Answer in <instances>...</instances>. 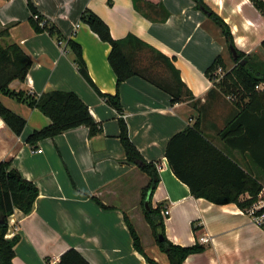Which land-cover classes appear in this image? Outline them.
<instances>
[{
	"label": "crops",
	"instance_id": "0c3cea01",
	"mask_svg": "<svg viewBox=\"0 0 264 264\" xmlns=\"http://www.w3.org/2000/svg\"><path fill=\"white\" fill-rule=\"evenodd\" d=\"M29 2L58 35L36 32ZM204 3L229 26L239 51L252 55L261 49L264 17L252 0ZM85 10L97 14L114 39L132 35L145 44H134L135 52L129 47L142 74L120 88L123 118L131 141L148 162L158 166L160 183L152 203L169 211L163 215L166 237L175 245L205 247L184 264H264V228L236 204L216 205L193 197L166 158L172 137L200 120L204 134L217 147L226 149L242 166L252 167L248 155L225 148L219 139V132L238 109L233 98L226 97L206 74L218 56L226 64L230 58L222 30L206 11L194 0H0V46L17 44L33 62L26 80L13 82L11 90L35 96L74 92L102 126V133L92 138L81 127L31 146L28 137L49 127L50 119L38 109L1 95L2 103L25 118L27 125L16 136L0 117V162L11 160L12 167L39 189L31 214L16 210L9 218L7 239L20 237L14 264H61L69 250H76L90 264H149L135 249L125 221L128 216L139 233L136 222L144 217L141 196L149 177L126 162L119 139L121 115L81 76L67 45L69 40L81 45L96 87L103 94L115 95L117 77L108 60L111 46L81 21ZM4 31L8 37H1ZM169 62L183 83L179 87L183 97L176 104L157 85L175 86ZM254 171L264 186V175ZM205 236L211 238L210 243L200 242ZM141 239L151 259L169 264L156 244Z\"/></svg>",
	"mask_w": 264,
	"mask_h": 264
},
{
	"label": "trees",
	"instance_id": "16d2710c",
	"mask_svg": "<svg viewBox=\"0 0 264 264\" xmlns=\"http://www.w3.org/2000/svg\"><path fill=\"white\" fill-rule=\"evenodd\" d=\"M194 1L222 30L229 47L230 57L236 64L235 68L227 71L225 59L218 56L206 71L212 82L214 73L219 68L227 71L224 78L214 84L226 97L234 99V105L238 109V114L219 132V139L225 148L248 155L252 167L242 166L239 161L230 156L229 152L225 151L226 149L217 147L214 141L204 134L200 120H197L194 126L187 127L172 137L166 149V158L175 176L189 187L193 197L205 199L216 205L236 204L244 211L252 206L263 187L254 169L264 175V88L257 90L259 86L264 87V67L262 64L252 62L251 55L236 48L229 26L206 6L204 0ZM252 1L264 17V2ZM29 9L32 13L30 21L36 32H48L53 36L59 34L55 27H48L47 24L40 26V22L44 20L32 2H29ZM35 16H39V19L36 20ZM81 21L88 25L101 41L111 46L108 60L117 77L116 94H103L96 87L90 77L81 45L69 40L67 45L74 54L75 64L81 76L106 104L121 115L119 139L126 152V162L136 166L149 177V184L142 190L141 196L144 218L151 228L155 244L162 253L167 255L169 264H184L190 256L203 253L205 247L198 243L189 247L175 245L166 237L165 218L162 214L164 207L163 205L154 207L152 203L153 195L160 183L158 166L156 163L148 162L131 141L128 125L123 118L120 88L132 77L142 74L137 68L134 56L129 53V47H132V51L135 52L137 45L145 46V44L132 35L122 40L114 39L109 26L91 10L84 11ZM8 36V31L1 34V37ZM232 48L237 51V58L234 57ZM261 48L264 50V41ZM32 64L31 58L17 44L7 43L0 46V117L16 136L22 135L27 120L8 109L2 103L1 95L9 96L30 108L38 109L50 119L49 127L35 131L28 137L27 143L31 146L81 127L89 130L91 138L102 133L101 124L95 121L89 107L74 92L50 91L41 96H35L26 92L12 91L11 84L15 81L24 82ZM168 65L175 77V86L165 83L157 85L169 93L172 96V103L176 104L183 97V93L179 90L183 83L176 68L170 62ZM191 96L190 93L189 97ZM247 194L250 199L244 200L243 196ZM38 197V187L23 178L21 173L12 167L11 160L0 162V264H14L15 247L20 241L19 236L11 240L7 239L9 218L16 210L25 215L31 214ZM93 199L106 209L99 200ZM147 200H149V211L145 207ZM125 221L135 249L149 264H159L146 254L142 239L128 216L125 217ZM60 263L90 264L76 250L66 252L61 257Z\"/></svg>",
	"mask_w": 264,
	"mask_h": 264
},
{
	"label": "built area",
	"instance_id": "2783aa9c",
	"mask_svg": "<svg viewBox=\"0 0 264 264\" xmlns=\"http://www.w3.org/2000/svg\"><path fill=\"white\" fill-rule=\"evenodd\" d=\"M35 19L38 20L39 16H35ZM44 25H45V22L41 21L40 26L43 27ZM77 28H79V25H77ZM224 76H225V71L222 68H219L214 73L213 83L220 82ZM263 88H264L263 86H259V87H257V90H262ZM40 152H42V151L41 150L37 151V153H40ZM243 199L244 200L250 199V196L247 194V195L243 196ZM244 212L255 225H257L261 228H264V186L262 187L260 193L256 197L252 206L249 207L248 209L244 210ZM163 215L168 216L169 211L167 209H165L163 211ZM200 242L202 244H208L211 242V238L209 236H205V237L201 238Z\"/></svg>",
	"mask_w": 264,
	"mask_h": 264
},
{
	"label": "rangeland",
	"instance_id": "374dc122",
	"mask_svg": "<svg viewBox=\"0 0 264 264\" xmlns=\"http://www.w3.org/2000/svg\"><path fill=\"white\" fill-rule=\"evenodd\" d=\"M251 56H252L251 57V59H252L251 61L252 62H256L258 64H262L263 67H264V50L262 48L258 52L252 54ZM228 59L229 60H228V64H227V71L235 68V66H236V64L231 59V57L228 58ZM227 71H225V75H226V72ZM233 103L235 104L234 99H233ZM262 180H263V183H264V177L262 178ZM142 208H143V206H141V208H140V213L141 214H144V211H143L144 208L143 209ZM136 224H137V227L139 229V233H140L141 237H143V239L145 240V242H147V243L150 242V243L155 244V239L153 237L151 228L146 225V223L144 221V217L141 216L140 219H139V222L137 221Z\"/></svg>",
	"mask_w": 264,
	"mask_h": 264
},
{
	"label": "water",
	"instance_id": "95a60500",
	"mask_svg": "<svg viewBox=\"0 0 264 264\" xmlns=\"http://www.w3.org/2000/svg\"><path fill=\"white\" fill-rule=\"evenodd\" d=\"M232 52H233V54H234V57L237 58V57H238L237 51H236L234 48H232ZM145 207H146V209H147L148 211L150 210V209H149V200L146 201V203H145ZM3 225H5V224H3Z\"/></svg>",
	"mask_w": 264,
	"mask_h": 264
}]
</instances>
